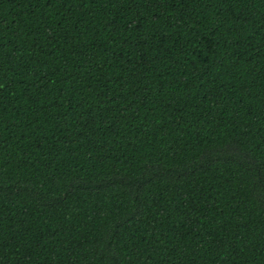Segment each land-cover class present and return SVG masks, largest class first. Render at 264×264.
<instances>
[{
  "label": "trees",
  "instance_id": "16d2710c",
  "mask_svg": "<svg viewBox=\"0 0 264 264\" xmlns=\"http://www.w3.org/2000/svg\"><path fill=\"white\" fill-rule=\"evenodd\" d=\"M0 264H264V0H0Z\"/></svg>",
  "mask_w": 264,
  "mask_h": 264
}]
</instances>
